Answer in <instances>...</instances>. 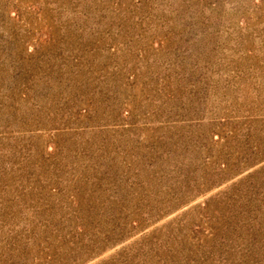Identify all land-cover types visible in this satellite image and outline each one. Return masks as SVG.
<instances>
[{
    "label": "rangeland",
    "instance_id": "rangeland-1",
    "mask_svg": "<svg viewBox=\"0 0 264 264\" xmlns=\"http://www.w3.org/2000/svg\"><path fill=\"white\" fill-rule=\"evenodd\" d=\"M0 264H264V0H0Z\"/></svg>",
    "mask_w": 264,
    "mask_h": 264
}]
</instances>
